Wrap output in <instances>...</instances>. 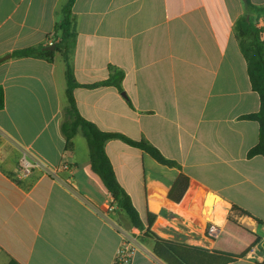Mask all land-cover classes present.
Returning a JSON list of instances; mask_svg holds the SVG:
<instances>
[{
	"label": "crops",
	"instance_id": "obj_1",
	"mask_svg": "<svg viewBox=\"0 0 264 264\" xmlns=\"http://www.w3.org/2000/svg\"><path fill=\"white\" fill-rule=\"evenodd\" d=\"M68 0H0V264H111L121 244L117 227L139 234L132 264H166L154 239L129 226L91 168L79 131L68 145L66 64L13 58L12 52L54 43V28ZM264 8V0H250ZM246 12L243 0H76V47L70 63L79 84L124 72L115 86L77 87L82 117L106 132L145 139L181 169L158 163L120 139L105 149L116 177L140 217L154 216L158 238L203 250L230 216L264 234V157H248L259 140L258 112L246 60L234 33ZM264 26V15L257 25ZM10 56V57H7ZM17 148H25L55 176L34 173L15 182ZM69 166V169H63ZM181 174L189 178L180 202L170 192ZM104 215L99 209L109 203ZM234 206L250 216L237 215ZM264 262V241L244 259Z\"/></svg>",
	"mask_w": 264,
	"mask_h": 264
},
{
	"label": "trees",
	"instance_id": "obj_2",
	"mask_svg": "<svg viewBox=\"0 0 264 264\" xmlns=\"http://www.w3.org/2000/svg\"><path fill=\"white\" fill-rule=\"evenodd\" d=\"M76 0H68L61 8V20L54 28L55 50H47L48 45H35L12 52L13 58H41L53 62L56 53H59L66 64V95L68 107L66 120L62 124V132L71 144L75 135L81 131L89 149V157L92 171L99 176L107 192L113 197L117 208L126 216L129 226L145 232L146 237L154 239V253L166 264H230L244 259L255 247L264 241V234L256 232L239 222L235 216H230L221 228L214 246L211 250H203L190 246L162 240L150 231L154 216L149 214L146 222L140 217V213L134 206L130 195L119 183L112 162L106 152L105 146L109 140L120 139L148 155L158 163L181 169V166L164 154L149 141L133 140L123 134L106 132L97 125L81 116L74 98V89L77 87L94 88L98 86H115L122 90L124 72L111 67L108 80L95 84H79L74 76L70 63L71 54L76 47L77 33L75 28V16L73 6ZM264 15V8L256 6L250 0L246 2V12L234 25V33L238 39L240 50L246 60L248 75L253 90L260 98L258 112L245 115L242 119L252 120L259 125V140L257 145L248 152V157H264V43L261 41V29L257 26L258 19ZM5 107V91L0 86V110ZM189 185V178L181 174L170 192V198L180 202ZM237 215L250 216L246 211L234 206ZM251 217V216H250ZM255 221L263 226L260 220ZM9 264H19L11 260ZM258 264H264L258 263Z\"/></svg>",
	"mask_w": 264,
	"mask_h": 264
},
{
	"label": "built area",
	"instance_id": "obj_3",
	"mask_svg": "<svg viewBox=\"0 0 264 264\" xmlns=\"http://www.w3.org/2000/svg\"><path fill=\"white\" fill-rule=\"evenodd\" d=\"M261 29L260 38L264 43V26L261 24L257 25ZM53 43H50V45ZM18 160L14 172L11 177L15 182L26 180L34 173L41 175L55 176L58 174V169H50L40 159L34 157L25 148H17ZM4 159L2 158V152L0 151V174L4 172ZM63 169H69V166H64ZM112 210V206L109 203H104L99 209L100 214L104 215ZM120 235L122 236L121 244L114 256L111 264H132L135 254L140 249L139 234L134 232L133 229H128L123 226L117 227ZM221 229L215 225L208 228V234L214 239L218 237Z\"/></svg>",
	"mask_w": 264,
	"mask_h": 264
},
{
	"label": "water",
	"instance_id": "obj_4",
	"mask_svg": "<svg viewBox=\"0 0 264 264\" xmlns=\"http://www.w3.org/2000/svg\"><path fill=\"white\" fill-rule=\"evenodd\" d=\"M243 1L246 3L248 0H243ZM55 48H56V45L51 44L50 46L46 47L45 49L53 51V50H55ZM7 57H10V56H7Z\"/></svg>",
	"mask_w": 264,
	"mask_h": 264
}]
</instances>
